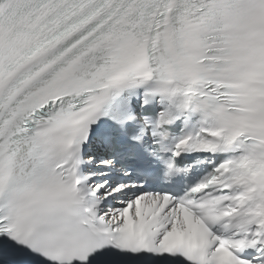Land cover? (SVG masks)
<instances>
[{
  "label": "snow or ice",
  "instance_id": "obj_1",
  "mask_svg": "<svg viewBox=\"0 0 264 264\" xmlns=\"http://www.w3.org/2000/svg\"><path fill=\"white\" fill-rule=\"evenodd\" d=\"M0 264H264V0H0Z\"/></svg>",
  "mask_w": 264,
  "mask_h": 264
}]
</instances>
